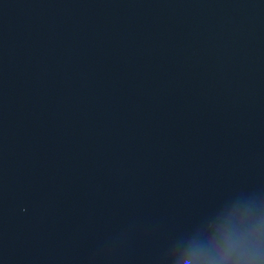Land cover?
<instances>
[{
  "label": "water",
  "instance_id": "obj_1",
  "mask_svg": "<svg viewBox=\"0 0 264 264\" xmlns=\"http://www.w3.org/2000/svg\"><path fill=\"white\" fill-rule=\"evenodd\" d=\"M264 264V0H0V264Z\"/></svg>",
  "mask_w": 264,
  "mask_h": 264
},
{
  "label": "clouds",
  "instance_id": "obj_2",
  "mask_svg": "<svg viewBox=\"0 0 264 264\" xmlns=\"http://www.w3.org/2000/svg\"><path fill=\"white\" fill-rule=\"evenodd\" d=\"M199 259L208 264H227L228 261H243L247 258V250L232 244L222 245L218 248H199L194 252Z\"/></svg>",
  "mask_w": 264,
  "mask_h": 264
}]
</instances>
